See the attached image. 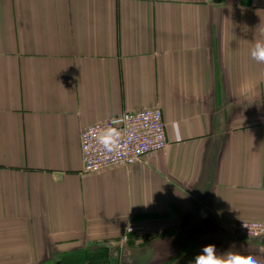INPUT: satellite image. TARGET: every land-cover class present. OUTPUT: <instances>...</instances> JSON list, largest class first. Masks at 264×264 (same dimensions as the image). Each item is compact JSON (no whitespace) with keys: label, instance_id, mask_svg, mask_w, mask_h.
I'll return each instance as SVG.
<instances>
[{"label":"crops","instance_id":"0c3cea01","mask_svg":"<svg viewBox=\"0 0 264 264\" xmlns=\"http://www.w3.org/2000/svg\"><path fill=\"white\" fill-rule=\"evenodd\" d=\"M264 0H0V264H264ZM160 107L168 144L85 173L81 131Z\"/></svg>","mask_w":264,"mask_h":264},{"label":"built area","instance_id":"2783aa9c","mask_svg":"<svg viewBox=\"0 0 264 264\" xmlns=\"http://www.w3.org/2000/svg\"><path fill=\"white\" fill-rule=\"evenodd\" d=\"M167 144L160 107L124 112L81 131L83 171L92 173L118 165L129 166L163 150ZM235 229L248 238L264 237V221L237 219Z\"/></svg>","mask_w":264,"mask_h":264},{"label":"rangeland","instance_id":"374dc122","mask_svg":"<svg viewBox=\"0 0 264 264\" xmlns=\"http://www.w3.org/2000/svg\"><path fill=\"white\" fill-rule=\"evenodd\" d=\"M134 242L120 239L113 244H92L91 246L80 248L77 257H69L64 264H105L106 262H116L120 257L127 256L130 247ZM131 251V250H130ZM125 259H128L125 257Z\"/></svg>","mask_w":264,"mask_h":264},{"label":"clouds","instance_id":"9594fccd","mask_svg":"<svg viewBox=\"0 0 264 264\" xmlns=\"http://www.w3.org/2000/svg\"><path fill=\"white\" fill-rule=\"evenodd\" d=\"M261 36L264 37V30L261 31ZM250 54L253 60L264 63V38L255 40ZM215 253V245H206L202 252L195 257L193 264H256L252 257L229 255L228 258L221 259Z\"/></svg>","mask_w":264,"mask_h":264},{"label":"water","instance_id":"95a60500","mask_svg":"<svg viewBox=\"0 0 264 264\" xmlns=\"http://www.w3.org/2000/svg\"><path fill=\"white\" fill-rule=\"evenodd\" d=\"M219 1H221V0H219Z\"/></svg>","mask_w":264,"mask_h":264}]
</instances>
